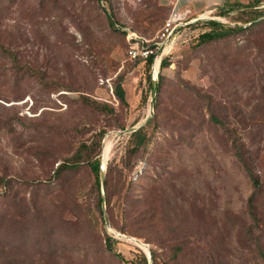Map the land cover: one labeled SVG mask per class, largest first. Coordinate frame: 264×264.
I'll use <instances>...</instances> for the list:
<instances>
[{
  "label": "rangeland",
  "instance_id": "obj_1",
  "mask_svg": "<svg viewBox=\"0 0 264 264\" xmlns=\"http://www.w3.org/2000/svg\"><path fill=\"white\" fill-rule=\"evenodd\" d=\"M171 1L0 0V264H133L141 253L150 264L118 233L150 251L165 234L169 256L187 240L173 264H264V16L200 43L210 18L248 28L250 15L169 25ZM129 32L152 66L131 56ZM149 75L161 83L154 103ZM148 118L135 152L119 131ZM80 150L81 165L54 177ZM98 157L104 189L89 166Z\"/></svg>",
  "mask_w": 264,
  "mask_h": 264
},
{
  "label": "trees",
  "instance_id": "obj_2",
  "mask_svg": "<svg viewBox=\"0 0 264 264\" xmlns=\"http://www.w3.org/2000/svg\"><path fill=\"white\" fill-rule=\"evenodd\" d=\"M98 1L102 2L103 0H98ZM239 12L243 15L244 14L250 15L249 18L245 21L246 23L252 22L250 27H248V28H245L243 26L229 27L222 22H219L216 20H210V21H207L206 23L211 27V29L200 34V36H199L200 43H208L211 41H215V40L224 38L230 34L242 32L245 29H252V28L256 27L257 25H259L263 22V21H259V20L261 17L264 16V8L258 7L257 3H256V5L253 4L251 6L245 7L244 9L239 10ZM219 13H220V16H227L228 14H230L228 11H221ZM107 15H108V20H109L111 27L114 29H117L116 28V22L113 19V15L112 14H107ZM145 60L149 66H152L154 63V54L153 53L150 54L148 58H145ZM169 65H170L169 59L164 58L161 62V68L162 69L166 68ZM160 79H162V75H160ZM149 81L152 85L154 84V81L150 75H149ZM160 84L161 83L159 81L157 93H159V91H160ZM115 94L122 103H126L125 90H124L120 80L115 85ZM213 118L215 120H217V122H220V120L216 116L215 117L213 116ZM130 136H131V138H133V141H132L133 149L132 150L135 152L140 150L142 147H144L145 144H147V142L150 140V137H149V135L146 132L144 127L140 128L138 131L130 134ZM81 154H82V151L80 150L77 152V154L74 157H72V158L64 161L62 164H60L58 166V168L55 170L54 177H60L65 172H67V171L69 172V170H73V169L78 168L81 165L80 164L81 163V159H80ZM236 156H237L238 160L247 168L248 172L250 173L254 187L257 189L261 188V186H262L261 180L248 167L246 160L244 159V157L240 153V151H238L236 153ZM89 166L91 168V171L95 175L96 180H97V184L100 188L101 187V177H100V174H101V158L98 157L95 160L89 161ZM7 196H8V193H7ZM100 201L102 202V197L100 198ZM250 208H251V212L253 214H255L254 195L250 199ZM133 234L136 235V233H133ZM172 240H173L172 238H170L169 236H166L164 234L160 239L161 251L158 249H155V248L152 249V256H153V261L155 264H173L172 261L177 260L180 256V254L182 252H184V250L186 249V246H188V244L186 243L187 240L181 242V244H177L175 246V250H174L173 255L169 256V251H170L171 247H170V244H168V243ZM114 242H115V239L112 236H107L105 245H107L108 250L112 251L117 258L124 260L122 255L120 253H117L114 250V245H113ZM3 250H4V252L1 251V253L2 254L6 253L5 252V246H4ZM139 261H140L139 263H141V261H144L147 263L148 260H147V257L144 253L140 254ZM197 261L194 262L193 264H201V263H197ZM139 263H138V260L133 262V264H139ZM174 264H178V262L174 263Z\"/></svg>",
  "mask_w": 264,
  "mask_h": 264
},
{
  "label": "crops",
  "instance_id": "obj_3",
  "mask_svg": "<svg viewBox=\"0 0 264 264\" xmlns=\"http://www.w3.org/2000/svg\"><path fill=\"white\" fill-rule=\"evenodd\" d=\"M264 8V0H172L174 12L185 13L186 16L209 17V14L221 11L234 13L245 7L256 5Z\"/></svg>",
  "mask_w": 264,
  "mask_h": 264
},
{
  "label": "water",
  "instance_id": "obj_4",
  "mask_svg": "<svg viewBox=\"0 0 264 264\" xmlns=\"http://www.w3.org/2000/svg\"><path fill=\"white\" fill-rule=\"evenodd\" d=\"M206 17H202V16H198L196 18H194L192 20V22H196V21H199V20H202V19H205ZM211 20H216V21H219V22H222L221 19L217 18V17H213V18H210ZM245 26V25H244ZM160 66H161V63H160ZM157 91H158V83H157V79L155 78L154 79V97H153V103L155 102V98H156V95H157ZM149 118L144 122V123H141L137 126H134V127H131V128H127V129H124V130H121L119 131L120 134H132L136 131H138L140 128H142L146 122H148ZM105 146V144H104ZM100 177H101V183H102V187L103 189L105 188V183H106V169H104L101 165V174H100ZM105 197H103V203L105 204ZM105 221L107 223V225L110 227L111 226V223H110V220H109V217L107 215V213L105 212ZM111 228V227H110ZM118 235L122 238H125V239H128V240H131L133 242H135L136 244H138L140 247L144 248V249H148L149 250V253L150 255L148 254V257H149V262L150 264H153V256H152V251H150L149 249V245L146 244L145 242H143L141 239H138L136 237H133V236H129V235H126V234H122V233H118Z\"/></svg>",
  "mask_w": 264,
  "mask_h": 264
},
{
  "label": "built area",
  "instance_id": "obj_5",
  "mask_svg": "<svg viewBox=\"0 0 264 264\" xmlns=\"http://www.w3.org/2000/svg\"><path fill=\"white\" fill-rule=\"evenodd\" d=\"M172 12H173V15H172V17H171V19L169 21V25L173 21H179V20H182V19L187 17L186 16V17H183V18H176L177 14L179 12H174V11H172ZM129 39H130V41H135V44L132 45L131 51H130L131 52V56L133 58H137V57L148 58L149 55L153 53L151 50L145 48L144 46L141 47V45H140L141 41H140L139 37L135 33L129 32Z\"/></svg>",
  "mask_w": 264,
  "mask_h": 264
},
{
  "label": "bare ground",
  "instance_id": "obj_6",
  "mask_svg": "<svg viewBox=\"0 0 264 264\" xmlns=\"http://www.w3.org/2000/svg\"><path fill=\"white\" fill-rule=\"evenodd\" d=\"M183 17H185V13H179L177 16H176V18H183ZM106 151V150H105ZM102 167H103V162H102ZM107 167V166H106ZM106 167H105V169H106ZM146 250H148L147 248H146ZM149 251V250H148Z\"/></svg>",
  "mask_w": 264,
  "mask_h": 264
}]
</instances>
